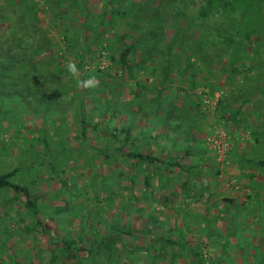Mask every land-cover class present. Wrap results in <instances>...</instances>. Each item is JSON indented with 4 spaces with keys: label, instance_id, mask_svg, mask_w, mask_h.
<instances>
[{
    "label": "rangeland",
    "instance_id": "374dc122",
    "mask_svg": "<svg viewBox=\"0 0 264 264\" xmlns=\"http://www.w3.org/2000/svg\"><path fill=\"white\" fill-rule=\"evenodd\" d=\"M32 1L36 3L34 9L37 24L45 31L44 35L49 40L48 42H51L53 50L51 55L55 56L58 63L54 61H49L48 64L38 63V60L32 63L35 65L32 67L26 59L40 57V54L33 53V50L35 43L42 40L41 35H38L41 29L37 28V39H35V34L22 39L24 34H21L20 28L23 29L28 24L21 23L18 15L13 14L12 18L5 17L3 14L5 11H1L7 20L1 25L0 43L7 37V34L10 36L9 32L16 39L12 40L14 52L10 54L6 52L5 45L9 43L0 48V60H9L11 66L17 64V60L22 58L23 70L32 68L37 70L38 83L43 86L46 95L44 104L47 105L48 112H40L44 104L35 97L40 89L37 88L34 92H31L29 88L21 89L18 84L19 76L16 81L14 80L17 83L15 86H0L2 92L0 93V115L5 116L0 121V172L16 168L10 179L28 187L35 201L36 210L39 211L38 217H34L33 213L23 205L22 197L9 189L0 188V264H55L53 260L57 255L55 243L49 241L46 236L38 234L32 225L35 220L41 221L48 234L52 236L64 234L73 238L81 234L83 238L85 236L84 239L87 237L92 239L95 234L97 236L105 231L104 225L109 226L110 215L115 216L116 212L125 227L128 226V229L132 231H137L144 226V232L147 234L152 231L174 236L181 231L186 237L197 235L204 237L208 246L204 248L202 256L209 264H214L213 259L229 257L239 264H264V259L261 260L262 262L258 260L259 256L264 253V164L255 166L244 158L239 164H234L233 161L237 153L241 156L237 150L246 148L250 141L255 140L256 136H261L262 133L256 122L258 123L260 116L264 117V0H245L248 4L253 3L247 18L255 17L249 20L244 19L242 24H239V30L248 25L251 26V23H254L253 26L257 29V33L250 35L249 41V46L256 48L254 59H252L256 64L246 70L250 64L247 59L242 70L230 74L223 69L221 64L225 61L226 56L224 55L220 64L218 63L214 68L217 77H207L211 81L210 86L214 87L212 90H209V87L203 83L190 88L182 75L179 79L183 72L182 66L179 72L176 71L177 73L175 70L169 71L168 80L160 84L157 73L162 69L163 62L159 56L156 57L158 66L154 67L153 72L146 66V68H139L133 78L123 73L121 77L118 75L117 64L108 56L112 53L116 57V51L110 50L107 45L112 42L111 47L118 49L120 42H128L133 34L146 29L150 18L158 17L169 9L165 1L161 4L162 9H158L156 2L149 0H79L81 4L76 1L77 4L66 12L67 15L59 12L60 9L57 8V5L61 3L60 0H53V5L48 0ZM201 1L187 0L185 2L182 9L188 19L200 20L197 17V7ZM229 1L235 5V8H228L224 13L219 11L216 15L201 20L206 32L199 37L202 40L205 39L206 43L198 44L201 45L202 50L210 54L223 51L222 46L229 52L230 47L219 43L217 38L211 35L209 28L233 30L230 21L244 17L245 15L240 17V11L247 14L240 4L241 0ZM89 5L93 7L88 8ZM181 5L177 2V6ZM71 12L72 15H70ZM171 18L173 16L168 11L169 27L164 29V41L171 35ZM244 21L249 22L245 24ZM178 22L179 26L183 24V18H179ZM165 23L167 22L162 21L161 25ZM31 26L29 25L26 29ZM237 28L235 27L234 31ZM194 30L196 34L199 33L196 28ZM98 33L101 34L99 38ZM238 37L239 35H234V38L238 39ZM179 38L185 37L180 34ZM19 42H22L21 49L16 47ZM175 46L172 47V51L176 50ZM82 48L85 49L86 55L84 63L82 68L76 66L80 70L81 78L95 77L97 81L95 88L78 87L75 79L65 68L68 60L78 61L76 54ZM191 58L194 59L193 56ZM243 58L238 60H244ZM196 63H199V60ZM53 69L56 70L52 72ZM219 71H222V74ZM101 79H110L107 82L111 81L113 85L119 83L118 96L112 95L108 87L102 85ZM177 79H179L178 87L188 89L191 94L194 92L196 101H199L197 96L201 88L206 89L211 96L214 93L218 94L212 118H215L227 131L231 144L229 171L240 185L239 189L224 190L218 185L216 167L204 151L203 144L209 118L198 107V114L204 121L201 135V147L204 153L202 156L203 169L195 172V167H190V171L175 168L169 172L164 171L160 165L156 168L149 166L147 172L151 174L147 187H144L139 180L136 181V186L134 184L130 186V173L133 170L129 162L133 161L118 155L110 163L104 164L100 159L95 158L96 155L88 152L87 147L85 148L78 140L77 130L74 131V125H71L72 112L70 109L75 106L79 98H83L84 112L88 117L91 116L89 122L100 119L99 127L87 130L86 134V137L91 140L90 143L97 146L98 142H101L99 141L101 139L100 130L107 123L106 118L108 117V115L100 117L97 115L100 109L104 108L106 101L112 106L111 109L116 108L118 111L117 115L110 117V123L106 125L120 126L126 122L127 110L130 111L136 107L133 100L141 99L140 101L144 100L145 103L149 100L150 94L154 92L151 89H142L141 86L135 84L136 82L152 83L154 81L155 87L166 92L169 88L173 90ZM0 80L6 83L10 77L4 75ZM32 82L37 81L32 80ZM133 87L140 91L138 97L132 98L131 89ZM246 97L249 98L246 99ZM106 98H109V101ZM144 103L142 105L145 110L146 103ZM8 108L10 110H5ZM91 108L93 109L90 110ZM186 108V106L179 105V109L185 112ZM237 108L240 111L234 112ZM152 113L151 108H147L145 113H142V118H139L136 113L135 121L140 123V128L142 125L151 123ZM186 115L189 118L190 112L188 111ZM165 121L167 125H171L169 121ZM174 123L178 126L176 131L184 133L183 128L195 122L189 118L187 123L184 120ZM254 128L255 130L259 128L260 133L256 136L252 133ZM148 131V127L142 129L144 133ZM184 136L186 135H182ZM136 137L138 140L141 138L140 135ZM262 138L263 143L260 139H256L257 144L253 147L254 150H250V153L257 154L256 152L264 149V131ZM134 140H136L135 137ZM103 141L110 142L107 138ZM157 147L158 145L152 143V151L150 147L146 148V151L160 156ZM162 155L165 156V153ZM166 155L176 157L172 149ZM87 156L90 160L89 166L85 163ZM70 157L73 159L71 160ZM91 158H94L95 166H92L94 163ZM190 161L196 162L197 160L193 157L189 159ZM181 163L187 164V159L183 158ZM139 166L141 170L146 169L144 163H140ZM205 170L209 176L204 180L209 182V177L212 179L211 186L213 192L216 193L213 198L220 202L213 205L209 216H206L207 210L199 211L193 208L198 205L199 197L191 190H187L191 189L189 187L196 190V187L203 183L199 179V173ZM117 172L121 173L117 175ZM106 177L110 178L107 190L99 181ZM139 178L141 179V176ZM178 183L179 187L176 189L175 186ZM178 188L181 190L180 194L186 197L181 204L191 205L182 207V216H179V211L175 208H165L168 204L167 199L172 200L170 205L177 202L175 197L178 195ZM185 189L186 195L184 194ZM148 213L151 215L149 216ZM102 215L105 216V220H100ZM86 222L92 232H87L85 227L82 232V225ZM206 223L209 224V232L206 231L208 226ZM168 226L169 229H167ZM131 238L127 237L126 241H133L138 245L145 244V239L141 236L133 235ZM114 241L118 242V246L121 245L119 240L114 239ZM151 241L154 247L162 245L160 239H151ZM83 242L84 240H81L78 244ZM140 254L143 255V252L141 251ZM188 258L190 257L186 256L185 260L178 259L179 264L188 263ZM144 259L141 264H148V260ZM219 262L223 264L222 261ZM153 263L166 264L165 260L162 262L157 258ZM56 264H58L57 260ZM103 264H113V261Z\"/></svg>",
    "mask_w": 264,
    "mask_h": 264
},
{
    "label": "trees",
    "instance_id": "16d2710c",
    "mask_svg": "<svg viewBox=\"0 0 264 264\" xmlns=\"http://www.w3.org/2000/svg\"><path fill=\"white\" fill-rule=\"evenodd\" d=\"M149 1L153 3L156 2V7L158 9H162L161 4L165 1V3L168 4L169 9L166 11V13H162L158 17L150 18L149 26H147L146 29L133 34L131 40H129L128 42H120V47L118 49H114L111 47V44H113L112 42L107 45L110 50L116 51V57H114L112 53L108 56L117 64L119 69L118 75L120 77L123 73L129 78H133L139 68H146V66L151 72H153L154 67L156 68L158 66V64L156 63V57L159 56L160 60L162 59L163 62L162 69L157 73L158 81L160 82V84L168 80L170 74L169 71L175 70V73H177L180 71L182 66L183 72H181L179 79L182 75L183 80L187 81L190 88H193L197 84L203 83L204 85H207L209 87V90H212L214 87L212 86V88L210 86L212 84L207 77H217L214 68H216L217 64L221 62L220 60L224 55L226 56V58L225 61L221 64L223 66V69H226L230 74L232 72H238V70H242V68H244L243 64L247 62V59L250 64L248 65V68L246 70L250 69L251 66L256 64L255 61L252 60L254 59L256 48L250 47L249 41L251 39L250 35L254 32L257 33V29L253 26L254 23H251V26L248 25L244 29L239 30V24H242L244 19L249 20L252 18L254 19L255 17L254 16L247 18L253 4L252 2L248 4V2L245 0L240 1V4L244 8V10H246L245 12L247 14H244L242 11H240V17L242 15L245 16L240 19L237 18L236 20L230 21V25L232 23L231 28H233V30L227 31L223 29H214L208 25V27H210L209 31L211 32V35L217 38L216 40L219 43H223L224 45H228L230 47L229 52H227L226 49H224V47L222 46L223 51L210 54L209 52L202 50L201 45L198 44L206 43L205 39L202 40L199 37L201 34H204L206 32V28L203 27L201 20L202 18L204 19L208 16H214L219 11L224 13V11L228 8L233 9L235 8L234 4L230 3L229 0H200L201 2L197 7V17L200 20H191L188 19V16H186L185 11L182 9L187 0ZM177 2L181 3L182 5L177 6ZM35 6L36 3L32 0H0V29L1 25L4 24V22L7 20L5 17L8 16L12 18L13 14L18 15L20 17L21 23L28 24L27 26H24L23 29L20 28L21 34H24L22 39L32 34H35V39H37L36 37L38 35H41L42 39L39 40L40 42L35 43L33 50V53H37V55L40 54V57H34L33 59L31 58L26 60L31 63L32 67L35 66L32 63L38 62V60V63L42 62L48 64L49 61L58 63L55 56L51 55V52L53 51L51 42H48L49 40L47 39L46 35H44L45 31L37 24V18L35 16L34 9ZM1 11H5V13H3L5 17L1 14ZM168 11L171 13V16H173V18H171L172 31L170 37L166 41H164V29L169 27V23L167 20ZM179 18H183V24H181L180 26L178 22ZM162 21H166L167 23L161 25ZM244 22L245 24H248L249 21ZM29 25L32 26L26 29ZM235 27H238L237 29H235L236 31H234ZM37 28L41 29V32L38 35ZM195 28L197 29V31H199V33H195ZM9 33L10 36L7 34V37L4 38L2 43H0V48L4 44L9 43V45H5L6 52L8 54H10V52H14L12 40L16 39L15 36L11 34V32ZM180 34L185 38H179ZM235 34L239 35L238 39L234 38ZM100 35L101 34L98 33V38L100 37ZM120 36L122 37L125 35ZM22 39L20 41H22ZM21 46L22 42L16 44L17 49H21ZM173 46L177 47L175 51H172ZM239 47L242 48L240 49ZM76 56L78 57L76 65L78 66V68H82L84 57L86 56L85 49L82 48L81 51L76 54ZM191 56H193L194 59H192ZM241 57H244V60L239 61ZM21 60L22 58L18 59L17 64L11 66V62L9 60H0V78L4 75H8L10 77V80L6 83L0 80V86H15L17 83H15L14 80L16 81V78H18L17 76H19L20 79L18 84H20V88H29L31 92L36 91L37 88L38 90L40 89V92L38 91L39 94L35 95V97L44 104V102H46V95L43 91V86L38 83L39 77L36 73L37 70L35 68H32L31 70H23L24 64L21 63ZM198 60L199 63H196V61ZM153 63H155V65ZM56 69H53L51 71L54 72V70ZM221 72L222 71H219L220 74H222ZM32 80L37 82L33 83ZM109 80L110 79H101L100 82L102 83V85H106L108 87V90L112 95L115 94L114 96H118V94L120 93L119 83L113 85L111 81L110 83L107 82ZM135 84H137L139 87L141 86L142 89L147 88L149 90H154V92L151 93L149 100L145 101L146 104L144 103V100H142L141 102V99L139 101L133 100V102L136 103V107L130 111H128L126 108V122L122 123L120 126H116L113 124L112 127H109L106 125L110 123L111 116H115L118 114L117 109H111L112 106H110V103L108 104V102L106 101L104 104V108L100 109V113L99 115H97V117L108 115V117L106 118L107 123L102 127V130H100L99 136H101V139L99 141L101 142H98L97 146L90 143L91 140L86 137V134L87 130H91V128L97 129L99 127L100 119H94V121L89 122L91 116L88 117L84 112V101L82 97L79 98L75 106L70 109L72 112L71 125H74V131L77 130L78 134L76 133V135L78 140L83 144L85 148L87 147L88 152L90 151L94 155H96L95 158L97 160L100 159V161H102L104 164H107L110 163L111 160L115 158V156L117 158V156L120 155L123 158H128L133 161L129 162L130 168L133 170V172L130 173V186L132 187V185H135L136 181L139 180V182H141L144 187H147V182L151 174L147 172V168L149 166L152 168H156L160 165L163 169L172 171L173 169L175 170V168L181 169L182 165L179 163L180 160L178 158L172 156L166 157L162 154H159L160 156H158L153 152L146 151V148L148 149L151 146L150 137H153L154 132L158 130V122H161V124L164 125L165 123H167L165 120L169 121V116L166 114V112L172 110V108H170L171 104L169 103L171 100V97H169V95L171 94H168V91L162 92L161 89L159 90L158 87H155L154 81L152 83L136 82ZM38 86L41 88H39ZM135 87L131 89L132 98L138 97L140 93L138 88ZM0 93H2L1 90ZM197 97L199 100V95ZM109 98L106 99L109 101ZM247 98L249 97H246V99ZM143 103L146 106L145 110H147V108H151V112H153L151 115L153 117L151 118V123L149 125L145 124L140 128V123L138 121H135V115L136 113H138L139 118H142V113H145L142 105ZM163 105H167L169 108L166 110V112ZM195 106L200 109V101H196ZM92 109L93 108H91L90 110ZM5 110H10V108ZM47 110L48 108L45 104L40 108L41 113H47ZM158 110L162 112L161 115L159 114ZM238 111H240V109L237 108L234 112ZM2 118H5V116H2L1 114L0 121ZM161 119H163L164 121ZM260 125H263V122L262 124L260 122ZM144 127H148L149 131L147 133L142 132V129ZM256 131L257 129L255 130L254 128V131L252 133H256ZM138 135H140L141 137L140 140H138L136 137ZM134 137L136 138V140H134ZM104 138H107V140L110 142L103 141ZM154 145L157 144L154 143ZM150 150L152 151V148H150ZM186 151L187 150H185L184 152ZM204 151L206 152L205 147ZM88 157L89 156L86 157L85 162L87 166L90 165V160ZM70 159L72 160L73 158L70 157ZM247 160L249 161V159ZM250 160H252L251 162L255 166L264 164V158L262 157ZM91 161L93 162L94 158H91ZM93 163L94 164L92 166H95V162ZM140 163H144L146 169L141 170L139 166ZM189 169L190 168L188 165L187 170ZM15 170L16 168H12L11 170L0 172V188L9 189L11 192H14L22 197L23 205L28 208L31 213H33L34 217H38L39 211L36 210L35 201L31 197L28 187L14 182L10 179L11 176L15 173ZM215 171H217V169ZM120 173L121 172H117V175ZM139 176H141V179L139 178ZM109 177L99 180L105 190L108 189L110 184ZM148 214L149 216L151 215L150 213ZM100 220H105V216L102 215ZM32 225L37 230L38 234L46 236L49 241L55 243L57 249V255H54L55 258H53V260H55V264L56 260L58 264H103L112 261L113 264H141L145 260L144 258L148 260V264H154L153 262L156 258L158 259V261L162 262H164L165 260L166 264H179L178 259L183 258V260H185L186 256H189L190 258H188V263L184 262L183 264H189V262H192L191 264H209V262L204 260V256H202V254L204 253V248L208 246V243L206 242V239L204 237H201L199 235L186 237L181 231H179L174 236L166 233H153L152 231L147 234L146 232H144V226L139 228L137 231H132L131 229H128V226L125 227L124 223H122L121 217L118 216L117 212L115 216H113V214L110 215V219L108 221L109 226H107L106 224L104 225L105 231L101 234H98L97 236L95 234L96 237L94 236L92 239H89L88 237L84 239L85 236L83 238V235L81 234L73 238H70L69 235L65 236L64 234H61L59 236H52L48 234L47 229H45V225L39 220H35ZM84 227L87 232H92V229L88 228L87 222L82 225V232L85 230L83 229ZM169 228L170 227L168 226L167 229ZM133 235L143 237L145 239V244L142 243L138 245L133 241H126L127 237L131 238V236ZM114 239L116 241L119 240L121 248L120 246H118V242L116 243ZM151 239H160L162 241V245L154 247L152 245ZM81 240H84V242L78 244V242ZM141 251L143 252V255L140 254ZM262 259H264V253L261 254L258 258L259 261H261ZM213 261L214 264H219V261H222L223 264H239L237 261H233V259L230 257L227 259H213Z\"/></svg>",
    "mask_w": 264,
    "mask_h": 264
},
{
    "label": "crops",
    "instance_id": "0c3cea01",
    "mask_svg": "<svg viewBox=\"0 0 264 264\" xmlns=\"http://www.w3.org/2000/svg\"><path fill=\"white\" fill-rule=\"evenodd\" d=\"M48 1L53 5V0H48ZM48 1H47V3H48ZM60 1H61V3L57 5V8H59L60 9L59 12L64 13V15H67L66 12L70 11L72 9V7L77 4V2H79L81 4V2L79 0H60ZM51 4H50V6H51ZM91 7H93V6L89 5L88 8H91ZM70 15H72V12L70 13ZM65 24L67 25V22ZM178 85H179V79H177L174 82L173 90L170 88L167 90L168 94H171V95H169L171 97L170 98L171 100L169 103L171 104L170 108H172V110H170L169 112H166V110L169 108L167 105L164 106L165 112L169 116L168 120L171 123V125H167V123H165V122H164L165 123L164 125L159 124L157 126L158 130L156 132H154L153 137H150V142H151V144L156 143L158 145L157 150H159V153L160 154L165 153L166 157L168 156L166 154H168L171 149L174 150L175 155H176L175 158H178L180 160L179 163H181V160L183 158L187 159V162L189 163V168L195 167V169H196L195 172H196L199 169H203L202 165L204 164L203 158H202L204 153H203V150L201 147V140H202L201 135H202V132L204 129V121H203V118H201V116L198 114L197 107L195 106V102H196V100H195L196 98L194 97L195 93L193 92V94H194L193 95L190 93V91L188 89L179 88ZM179 105L186 106L187 107L186 112L183 109H179ZM244 108H246V106ZM187 110L190 112L189 118L192 121H194L195 123L192 125L186 126L185 128L180 127V128H183L185 130L184 133L177 132L176 128H178V126L174 122H179L181 120H184L187 123V121L189 120V118L187 117L188 115H186V113L188 112ZM158 112L160 115L162 114V112L160 110H158ZM150 117L152 118L153 116L150 115ZM160 118H161V116H160ZM260 122H261V124L263 122V125H260ZM158 123H161V122H158ZM172 123L175 125H173ZM258 123L256 122L257 125H260L259 128L262 131V133H261V136H256V134L258 135V133H260L259 128H257V132L255 133V136H256V139L259 137L258 139H260L263 143V138H262L263 131H264V117L263 116L259 117ZM168 127H170V129ZM180 131H183V130H180ZM182 135H186V136L182 137ZM256 139L255 140L253 139L252 141H250L249 144H247L246 148H243L240 151L237 150L241 154V156L238 153L234 156V159H235V160L233 159L234 164H236V163L239 164V162L242 161L243 158L245 160L249 159L250 162L247 160L249 163H252L251 162L252 160H250V159H258L259 157L264 158L263 157L264 149L260 150V152H256L257 154L250 153V150L253 149V147L256 146V144H257V142H255ZM150 148H151V146H150ZM185 150L188 151V154H187V151L184 152ZM181 154H183V155H181ZM229 155H230V153H229ZM193 157H195L197 161L196 162H191V161L189 162V159L193 158ZM188 163L187 164L181 163V165H182L181 169L187 170ZM190 169L188 171H190ZM163 170L168 171V169H163ZM209 173H210V171H209ZM208 176L209 175L207 173V170H205L202 173H199V179L202 180L203 183L198 185L196 187V190H194L193 187H189L191 189H187L189 191L191 190V192H193L194 194H196L197 197H199L198 205L196 207L193 206V208L197 209L199 211H202L203 209L207 210L206 216L207 215L209 216V214L211 213L210 210L213 208L214 204L220 203L218 200L216 201L213 198V196H215L216 193L213 192V187L211 186L212 179L209 177V182L205 181ZM176 187H179V183L175 186V188ZM180 192H181V190L178 188V195L179 196L177 195L175 197V199L178 203L176 202L174 205H170V202H172V200L167 199L168 204L166 205L165 208H175L176 211H179V216H182L183 215L182 207H189L191 205L181 204V201L184 198L186 199V197L182 196L180 194ZM184 194L185 195L187 194L186 189L184 190ZM173 203H174V201H173ZM176 213H178V212H176ZM196 213H198V211ZM202 216H204V215L202 214ZM207 219H209V218L207 217ZM206 224H208V223H206ZM206 231L209 232V224L206 228Z\"/></svg>",
    "mask_w": 264,
    "mask_h": 264
},
{
    "label": "built area",
    "instance_id": "2783aa9c",
    "mask_svg": "<svg viewBox=\"0 0 264 264\" xmlns=\"http://www.w3.org/2000/svg\"><path fill=\"white\" fill-rule=\"evenodd\" d=\"M200 109L208 116L207 131L203 137V144L207 155L216 166V179L222 189H239L240 185L229 171L231 148L230 140L225 128L213 117L218 94L211 96L206 89L198 90Z\"/></svg>",
    "mask_w": 264,
    "mask_h": 264
},
{
    "label": "clouds",
    "instance_id": "9594fccd",
    "mask_svg": "<svg viewBox=\"0 0 264 264\" xmlns=\"http://www.w3.org/2000/svg\"><path fill=\"white\" fill-rule=\"evenodd\" d=\"M65 68L68 73L75 79L78 87L83 89L95 88L97 87V81L94 76L87 78L80 77V70L76 66V62L73 60H68L65 64Z\"/></svg>",
    "mask_w": 264,
    "mask_h": 264
}]
</instances>
